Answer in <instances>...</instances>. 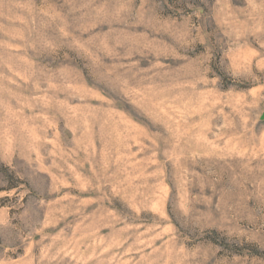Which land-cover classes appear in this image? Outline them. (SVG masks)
Returning a JSON list of instances; mask_svg holds the SVG:
<instances>
[{
  "label": "rangeland",
  "instance_id": "374dc122",
  "mask_svg": "<svg viewBox=\"0 0 264 264\" xmlns=\"http://www.w3.org/2000/svg\"><path fill=\"white\" fill-rule=\"evenodd\" d=\"M0 264H264V0H0Z\"/></svg>",
  "mask_w": 264,
  "mask_h": 264
}]
</instances>
